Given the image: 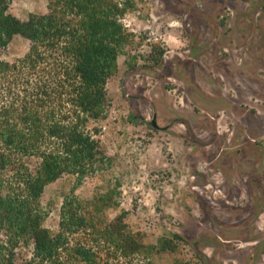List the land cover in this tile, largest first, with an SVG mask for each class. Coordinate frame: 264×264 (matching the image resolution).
<instances>
[{"label":"rangeland","instance_id":"1","mask_svg":"<svg viewBox=\"0 0 264 264\" xmlns=\"http://www.w3.org/2000/svg\"><path fill=\"white\" fill-rule=\"evenodd\" d=\"M133 3L123 23L134 38L93 122L105 162L79 185L70 174L45 185L43 226L57 230L71 190L109 192L107 217L126 211L151 264H264V0ZM10 12L25 20L46 0H11ZM29 44L14 35L0 57ZM151 44L164 50L158 63Z\"/></svg>","mask_w":264,"mask_h":264},{"label":"trees","instance_id":"2","mask_svg":"<svg viewBox=\"0 0 264 264\" xmlns=\"http://www.w3.org/2000/svg\"><path fill=\"white\" fill-rule=\"evenodd\" d=\"M10 3L0 0V50L14 35L30 44L12 62L0 57V264H151L126 211L107 217L109 192L71 190L56 231L43 226L40 204L46 184L70 174L79 185L105 162L93 122L108 113L105 85L134 38L123 23L133 0H46V12L25 20ZM163 53L151 44L148 58Z\"/></svg>","mask_w":264,"mask_h":264}]
</instances>
